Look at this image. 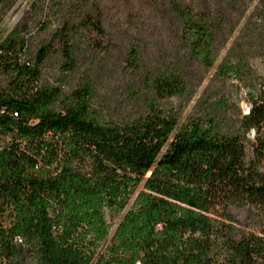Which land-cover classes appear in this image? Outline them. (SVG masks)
<instances>
[{"label": "trees", "instance_id": "1", "mask_svg": "<svg viewBox=\"0 0 264 264\" xmlns=\"http://www.w3.org/2000/svg\"><path fill=\"white\" fill-rule=\"evenodd\" d=\"M7 3L0 0V24ZM166 6L185 53L157 72L147 71L142 48L131 50L129 68L144 73L143 100L118 119L95 107L89 77L69 80L84 31L109 48L101 0H52L61 24L35 45L31 23L48 7L38 0L0 42V264H29L32 254L43 264L264 263V78L240 45L251 24H264V10L248 19L216 70L223 79L252 77L249 111L184 120L163 102L190 91L195 66H216L246 9L236 20L209 0ZM54 56L62 73L46 80ZM239 206L260 213L258 231L240 229ZM108 211L124 217L104 250Z\"/></svg>", "mask_w": 264, "mask_h": 264}, {"label": "rangeland", "instance_id": "2", "mask_svg": "<svg viewBox=\"0 0 264 264\" xmlns=\"http://www.w3.org/2000/svg\"><path fill=\"white\" fill-rule=\"evenodd\" d=\"M38 0H8L3 11V21L0 24V42L19 24L31 11ZM46 1V11L41 13L31 23L28 38L33 44H38L49 38L61 24V18L50 11L52 0ZM199 2L201 0H188ZM216 10L227 11L234 19H239L241 11L246 9L240 25L231 37L227 46L214 68L205 70L195 66L194 84L190 91L181 97H174L163 102L170 109L178 110L186 120L191 115H205L215 111L222 117L237 118L240 112L247 113L250 109L249 91L247 83L252 77L244 74L243 79L233 76L221 78L217 76V67L228 55L230 49L240 38V31L250 17L262 14L264 0H209ZM107 34L103 42L109 48H101L94 44L89 32L84 31L79 36L80 57L77 71L69 76L71 83L77 84L83 77H89L96 89L95 107L107 117L122 118L133 114L142 104V78L144 73H137L128 66L129 52L135 48H142L145 55L147 71H161L169 67L170 63L182 57L185 48L178 40L169 22L166 4L168 0H101ZM257 17V16H255ZM258 18V17H257ZM253 18V21H257ZM261 26L250 25V32L240 38V45L255 75L264 78V32ZM61 58L52 57L44 67V78L54 80L61 75ZM140 92V93H139ZM222 100L229 101L231 106L220 108ZM234 213L240 219V229L244 232L258 231L262 217L260 213L248 206L234 208ZM124 214L116 215L108 211V218L113 223L112 233L103 244L105 250L112 244L115 230ZM8 216L5 223L8 222ZM1 261V258H0ZM29 264H43L36 254H32ZM261 264V263H259ZM264 264V263H263Z\"/></svg>", "mask_w": 264, "mask_h": 264}, {"label": "built area", "instance_id": "3", "mask_svg": "<svg viewBox=\"0 0 264 264\" xmlns=\"http://www.w3.org/2000/svg\"><path fill=\"white\" fill-rule=\"evenodd\" d=\"M250 105H251V104H250ZM40 166H41L40 164L37 165V168H40ZM55 228L57 229L58 226H56ZM16 240H17L18 242H20V243H23V242H24V237H23L22 235H19V236H17Z\"/></svg>", "mask_w": 264, "mask_h": 264}, {"label": "water", "instance_id": "4", "mask_svg": "<svg viewBox=\"0 0 264 264\" xmlns=\"http://www.w3.org/2000/svg\"><path fill=\"white\" fill-rule=\"evenodd\" d=\"M252 134L254 135L255 134V131H253Z\"/></svg>", "mask_w": 264, "mask_h": 264}]
</instances>
